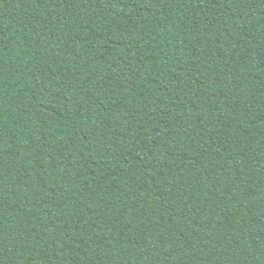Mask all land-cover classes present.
<instances>
[{
    "label": "trees",
    "instance_id": "1",
    "mask_svg": "<svg viewBox=\"0 0 264 264\" xmlns=\"http://www.w3.org/2000/svg\"><path fill=\"white\" fill-rule=\"evenodd\" d=\"M0 264H264V0H0Z\"/></svg>",
    "mask_w": 264,
    "mask_h": 264
}]
</instances>
